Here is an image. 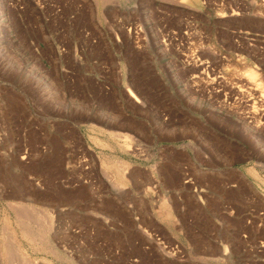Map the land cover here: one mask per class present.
Instances as JSON below:
<instances>
[{"label":"rangeland","instance_id":"obj_1","mask_svg":"<svg viewBox=\"0 0 264 264\" xmlns=\"http://www.w3.org/2000/svg\"><path fill=\"white\" fill-rule=\"evenodd\" d=\"M28 263L264 264V0H0V264Z\"/></svg>","mask_w":264,"mask_h":264},{"label":"bare ground","instance_id":"obj_2","mask_svg":"<svg viewBox=\"0 0 264 264\" xmlns=\"http://www.w3.org/2000/svg\"><path fill=\"white\" fill-rule=\"evenodd\" d=\"M246 76H247V79L251 82V83H253V84H255V86L254 87H256V89L259 87V84H257L256 82H255V73L254 72H252V71H248L247 72V74H246ZM259 89V88H258ZM130 95H131V97L133 98V99H135V101H137V98L135 97V96H133V94H132V92H130ZM9 246H11V245H9ZM15 253V252H14ZM25 258V257H24ZM27 262V261H26ZM29 264V263H28Z\"/></svg>","mask_w":264,"mask_h":264}]
</instances>
